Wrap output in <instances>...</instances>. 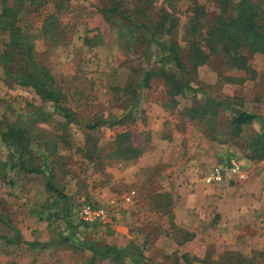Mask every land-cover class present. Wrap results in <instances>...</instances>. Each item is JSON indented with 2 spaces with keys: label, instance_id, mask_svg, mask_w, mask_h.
I'll list each match as a JSON object with an SVG mask.
<instances>
[{
  "label": "rangeland",
  "instance_id": "374dc122",
  "mask_svg": "<svg viewBox=\"0 0 264 264\" xmlns=\"http://www.w3.org/2000/svg\"><path fill=\"white\" fill-rule=\"evenodd\" d=\"M55 1L26 3L19 24L74 115L33 86L13 83L0 65V264H264V247L243 239L254 228L243 224L231 234L218 205L203 203L216 189L218 199H240L241 208L246 192L264 189V120L232 133L243 110L264 118V55L245 45L224 48L213 0H154L150 8L119 0L127 15L145 11L143 21H156L161 7L179 17L175 33L158 38L185 51L192 39L200 44L205 61L188 64L189 74L163 62L135 22L105 15L102 8L117 5L112 0H69L60 10ZM149 71L161 76L147 85ZM186 80L191 86L182 90ZM209 103L216 115L194 117ZM13 128L19 135L10 138ZM128 143L141 151L137 158L124 152ZM231 158L246 178L207 182L211 168ZM84 203L104 207L105 216L85 221ZM256 219V232L264 231V209ZM108 245L134 256L94 257Z\"/></svg>",
  "mask_w": 264,
  "mask_h": 264
},
{
  "label": "trees",
  "instance_id": "16d2710c",
  "mask_svg": "<svg viewBox=\"0 0 264 264\" xmlns=\"http://www.w3.org/2000/svg\"><path fill=\"white\" fill-rule=\"evenodd\" d=\"M48 1L50 0H0V65L2 66L3 74L10 78L13 83L22 86H33L44 99L54 101L57 109L67 117H72L74 115L72 108L67 104L63 105L69 101L68 94L64 92L63 86L57 80L51 68L36 57L31 36L25 33L19 24L29 12L25 8L26 3L28 6H40ZM213 1L219 9L214 23L215 35L217 36V40L224 45V48L230 52L232 49L236 50L237 47L245 45L253 53H261L264 55V8L261 4L257 0ZM144 2L148 8L154 4V0H145ZM55 3L58 6V10L71 7L69 0H56ZM113 3L117 5L102 8V12L105 15L108 11L116 13L117 15H125L123 17L128 18L133 23L135 22L136 27L144 30L145 35L150 34V40L158 48L157 55L166 64H173V67L189 74L188 64L195 68L199 64L204 63L206 58L205 52L197 41L190 40L188 42L189 47L185 51L172 38L169 40L159 39V36L175 33L180 24L179 17L167 8L161 7L159 18L156 21L150 19L149 16H146L148 21H143V15L146 14L145 11L144 13L142 12V15L140 14L138 16L127 15V10L122 8L121 1L112 0ZM233 11L236 12L235 15L231 16L228 14ZM62 30L59 29L58 32L61 33ZM244 62H246V59H244ZM155 76L161 75L151 71L147 72L143 83L150 85L151 80ZM164 76L167 82L175 84L173 74L165 73ZM180 86L183 90L184 87H190L191 85L186 80ZM215 104L209 103L204 113H196L194 117H207L208 119L216 115L217 109L215 108ZM256 120L260 121L264 119L260 114L246 110L237 113L233 119V135H238L244 125H249ZM11 131L12 137L10 138L19 135L17 129L13 128ZM7 139L9 137L5 134L4 140L7 141ZM262 149H264V145ZM124 152L129 153L127 155L128 158H137L141 154L138 148L129 143L126 144ZM2 237L5 238V236ZM7 239L10 242H17V239H9L8 237ZM110 254H113L116 259L125 256H134L133 253L127 250L108 245L103 250H96L94 257Z\"/></svg>",
  "mask_w": 264,
  "mask_h": 264
},
{
  "label": "crops",
  "instance_id": "0c3cea01",
  "mask_svg": "<svg viewBox=\"0 0 264 264\" xmlns=\"http://www.w3.org/2000/svg\"><path fill=\"white\" fill-rule=\"evenodd\" d=\"M264 119V118H263ZM259 121V120H256ZM228 159H226L225 161H227ZM223 161L218 162L217 164L222 163ZM216 165V164H215ZM229 181L232 179H228ZM264 180V178H263ZM226 181V180H225ZM204 182V180H203ZM224 183V182H223ZM204 184H206L204 182ZM221 184V183H220ZM207 185V184H206ZM219 185V184H217ZM264 185V184H263ZM249 187H245L243 189H240L238 192L239 193H243L246 192ZM200 186L198 187V191H196L197 194L201 193L202 194V189L200 190ZM216 189H208V191H206L205 193H208V195L206 196L205 200L203 201V203H206L207 205L210 203H215L218 205V211L221 212L224 216V220H225V224L228 222L230 228L232 229L231 234H233L234 232L237 231V229H239L243 224L246 225H250L252 226L255 230L254 233L252 234H248L246 236L243 237L244 241L248 244H251L252 246H255L257 248H262L264 247V231H257L259 228V224H260V220L258 221L256 219V212H260V210L264 209V189H256L255 187L252 190H256V193L252 194L251 191L246 192V196L244 197V201L243 204L241 206V208H239V206L237 205L238 201H235L233 203L227 202V198L226 201L223 199H218L216 196L217 191H215ZM204 193V194H205ZM240 196H238L237 198H239ZM246 198V199H245ZM193 204H195L194 202H192ZM231 203V204H230ZM240 209V210H239ZM236 228V230H234L233 228ZM197 233V231H195ZM237 236V233L235 234V238L236 240H241L242 238H239ZM232 241H234L233 239H231Z\"/></svg>",
  "mask_w": 264,
  "mask_h": 264
},
{
  "label": "built area",
  "instance_id": "2783aa9c",
  "mask_svg": "<svg viewBox=\"0 0 264 264\" xmlns=\"http://www.w3.org/2000/svg\"><path fill=\"white\" fill-rule=\"evenodd\" d=\"M243 179L246 178V173L241 164L235 159L231 158L221 164L214 165L206 177L207 182L215 184L223 183L228 179ZM135 190L130 191L126 195L127 201H132ZM80 214L87 222H95L100 220L106 214L104 207L95 206L91 203H84L81 207Z\"/></svg>",
  "mask_w": 264,
  "mask_h": 264
}]
</instances>
